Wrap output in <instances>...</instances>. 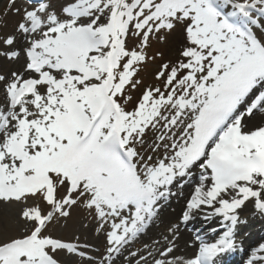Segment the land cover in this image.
I'll return each mask as SVG.
<instances>
[{
	"label": "snow or ice",
	"instance_id": "obj_1",
	"mask_svg": "<svg viewBox=\"0 0 264 264\" xmlns=\"http://www.w3.org/2000/svg\"><path fill=\"white\" fill-rule=\"evenodd\" d=\"M185 183L179 222L130 251ZM249 206L264 216V0H7L0 264H216ZM77 210L103 251L53 235ZM202 213L225 230L178 255Z\"/></svg>",
	"mask_w": 264,
	"mask_h": 264
},
{
	"label": "bare ground",
	"instance_id": "obj_2",
	"mask_svg": "<svg viewBox=\"0 0 264 264\" xmlns=\"http://www.w3.org/2000/svg\"><path fill=\"white\" fill-rule=\"evenodd\" d=\"M193 180H195V177H193ZM193 186L189 183H185L183 188L173 186L172 192L174 195L170 196L167 201L161 202L158 218L149 225L144 234H141L130 245V251H132L131 248L139 251L146 244L152 245L154 240H160L162 235L167 234V228L171 224L179 222L180 212L186 199L190 196ZM15 210H17L15 207L8 210L7 216L15 213ZM206 215L207 213L199 214L186 225L181 224L180 238L177 241L178 247L176 249L178 255H191L193 250L187 248L186 243L191 242L194 235L199 234L206 240H213L225 230L221 226V218H205ZM3 217H5L4 210H0V218ZM241 220L247 221V223H241L237 226L236 242L238 247L235 251L223 253L217 257L216 264H247V259L250 258L255 247L264 243V216L254 214V209L249 206L241 212ZM90 243L93 244V242ZM134 245H138L139 248L135 249ZM125 255H127V252H125ZM117 264H124L123 257L119 258Z\"/></svg>",
	"mask_w": 264,
	"mask_h": 264
},
{
	"label": "rangeland",
	"instance_id": "obj_3",
	"mask_svg": "<svg viewBox=\"0 0 264 264\" xmlns=\"http://www.w3.org/2000/svg\"><path fill=\"white\" fill-rule=\"evenodd\" d=\"M7 0H0V9L3 8V5L6 4ZM15 19L18 18H14V17H9L8 19V24H9V28H11L12 23L14 22ZM166 49V46L163 44H153V49ZM151 71V68L149 69V72ZM148 79H150V76L148 77ZM18 212V208L17 210H15V213H13L11 216H7L11 219L12 226L14 227V221H15V217H16V213ZM5 217H3L2 219H4ZM1 219V218H0ZM81 220V214L79 212V210L74 211L73 212V218L70 219L68 221V227L67 228H61L59 225H56L52 228V232L53 235L56 236H60L64 239H70L73 235L74 232H76L77 230H79V234L81 236V240L84 242L89 243V241H92L94 244L99 247V250H103L102 246H101V241L102 238H99L95 235L94 233V227L91 221L88 222L89 227L86 229H79V223ZM135 248H138V246H136ZM94 256H98V253ZM87 262V261H85ZM87 264V263H86Z\"/></svg>",
	"mask_w": 264,
	"mask_h": 264
}]
</instances>
